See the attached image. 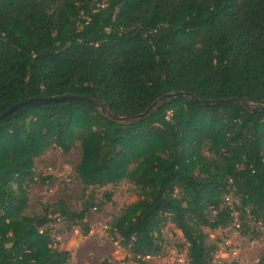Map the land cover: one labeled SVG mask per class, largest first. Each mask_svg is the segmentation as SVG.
Listing matches in <instances>:
<instances>
[{"label": "trees", "instance_id": "16d2710c", "mask_svg": "<svg viewBox=\"0 0 264 264\" xmlns=\"http://www.w3.org/2000/svg\"><path fill=\"white\" fill-rule=\"evenodd\" d=\"M171 91L264 103V0H0V115L67 94L131 116ZM76 143L85 188L125 179L137 192L108 227L127 260L160 254L166 224L182 233L190 264H213L219 247L205 228L236 223L249 241L264 232V111L180 96L122 124L90 103L55 101L0 123V264H68L70 252L51 245L56 218L88 234L101 206L92 194L78 210L60 199L24 214L30 186L53 180L34 158Z\"/></svg>", "mask_w": 264, "mask_h": 264}, {"label": "rangeland", "instance_id": "374dc122", "mask_svg": "<svg viewBox=\"0 0 264 264\" xmlns=\"http://www.w3.org/2000/svg\"><path fill=\"white\" fill-rule=\"evenodd\" d=\"M205 154L209 155L207 151ZM80 158L81 149L78 143L67 153L51 146L35 157L34 169L36 173L42 176L50 175L53 180H48L45 184L37 183L30 186L27 206L24 210L25 215H38L42 213L45 204H51L60 199L64 200L72 210H78L83 194L94 195L101 206L98 210L92 209L86 219V225L89 228L88 234L83 235L80 226L70 228L69 224L60 218L52 220L49 224L48 227L51 229L53 237L51 245L66 251H71L77 245L89 250L96 240L101 244H107V240L109 243H117L108 232L109 223L118 217L128 204L136 200L137 194L133 184L125 179L104 187L85 188L77 178L76 168ZM105 192L111 193V198L108 201L105 199ZM204 231L208 235V242H214L218 245L219 249L216 254L222 255H219V259L229 261L232 264H256L259 258L264 255V232L261 233L260 238L249 241L247 237L237 234L235 223L227 229L210 230L205 228ZM107 246L109 247V244ZM109 252L110 250H107V253ZM91 253V260L98 256L100 259H108V257H100L103 254L102 250L95 249ZM114 255L112 253V260H110L113 264H140L124 258L125 256L129 257V254L123 249L120 253H116V257H113ZM160 255L159 259L151 260L147 264H167L168 262L178 264L180 259L187 255V243L180 230L172 224H166L162 229V251ZM81 260L83 264L89 263L84 253Z\"/></svg>", "mask_w": 264, "mask_h": 264}, {"label": "water", "instance_id": "95a60500", "mask_svg": "<svg viewBox=\"0 0 264 264\" xmlns=\"http://www.w3.org/2000/svg\"><path fill=\"white\" fill-rule=\"evenodd\" d=\"M180 96H184L187 99H189L192 103L201 104L204 106H216V105H224L228 103H234L240 106H243L250 110L253 113H256L258 111H264V103L261 104H255L252 102H248L245 99L237 98V97H225L220 99H211V100H201L197 97H195L190 92H184V91H171L168 92L160 97H158L156 100H154L149 106L143 110L140 113H137L135 115L131 116H118L113 114L106 106L104 102H102L99 99H93L88 96H78V95H56L51 97H35V98H28L25 100H22L18 103H15L11 107H9L5 112H3L0 115V123L2 121H5L9 116H11L13 113L18 111L24 106H32V105H40L45 104L49 102H55V101H83L90 103L97 107L99 111L105 115L107 118L114 122L122 123V124H133L136 122H139L145 118L148 117V115L157 109H159L161 106H163L168 101L178 98Z\"/></svg>", "mask_w": 264, "mask_h": 264}, {"label": "crops", "instance_id": "0c3cea01", "mask_svg": "<svg viewBox=\"0 0 264 264\" xmlns=\"http://www.w3.org/2000/svg\"><path fill=\"white\" fill-rule=\"evenodd\" d=\"M107 242H108L107 244H109V247L107 246V244H105V243L101 244L96 240L95 242L92 243L93 245L90 247L89 250H87L86 248L80 247V245H77L76 247L71 249V251H69L71 254L70 264H81L82 263L81 256L83 253L86 254V257L89 260L88 264H93L94 262H95V264H99L103 260V259H100L99 256L97 258H94L93 260H91V258H92L91 252L94 251L95 249L103 251V254H101L100 257H102V258L108 257L109 261L112 260V253L115 254L113 257H116L117 256L116 253H120L121 248L119 247V245L117 243H109L108 240H107ZM82 249H84V250H82ZM107 250H110V252L107 253ZM107 254L110 255L111 257L108 256Z\"/></svg>", "mask_w": 264, "mask_h": 264}, {"label": "built area", "instance_id": "2783aa9c", "mask_svg": "<svg viewBox=\"0 0 264 264\" xmlns=\"http://www.w3.org/2000/svg\"><path fill=\"white\" fill-rule=\"evenodd\" d=\"M226 200L230 202V198H226ZM235 226L238 227V225H237L236 223H235ZM41 231H42V230H40V232H41ZM174 252H175V254H176V251H174ZM219 253H222V252H219ZM160 254H161V253H160ZM160 254H156V255H145V256H137V258H139L142 262L147 263V262H149V261H151V260L159 259L160 256H161ZM219 255H221V254H216V253H215V254L213 255V259H212L213 264H232V263L229 262V261H226V260H223V259H219ZM221 256H222V255H221ZM167 264H175V263H173V262H168ZM178 264H190L187 255H186L185 258L180 259V263H178Z\"/></svg>", "mask_w": 264, "mask_h": 264}]
</instances>
